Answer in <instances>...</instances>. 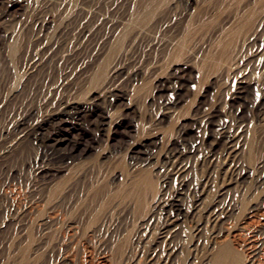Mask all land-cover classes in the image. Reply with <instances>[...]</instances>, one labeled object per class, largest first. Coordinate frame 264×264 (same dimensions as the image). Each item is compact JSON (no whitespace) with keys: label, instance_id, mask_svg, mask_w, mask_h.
I'll use <instances>...</instances> for the list:
<instances>
[{"label":"rangeland","instance_id":"374dc122","mask_svg":"<svg viewBox=\"0 0 264 264\" xmlns=\"http://www.w3.org/2000/svg\"><path fill=\"white\" fill-rule=\"evenodd\" d=\"M12 1L0 0V264H200L214 241L264 264V163L228 138L246 126L264 155L245 75L264 72V26L226 72L164 58L167 21L123 58L103 103L88 69L128 0ZM145 173L160 203L108 211L105 196Z\"/></svg>","mask_w":264,"mask_h":264},{"label":"bare ground","instance_id":"6f19581e","mask_svg":"<svg viewBox=\"0 0 264 264\" xmlns=\"http://www.w3.org/2000/svg\"><path fill=\"white\" fill-rule=\"evenodd\" d=\"M21 3L22 0L12 1L13 9L20 7ZM170 20H176L177 22L173 32L171 31V34L159 39L164 58L167 57L176 61L180 57H185L187 61L192 62L198 59L203 61L211 59L217 66L229 72L241 66L240 63L246 44L252 41L264 26V0H128L126 7L124 6V10L115 19L107 37H105L104 47L101 49L102 55L97 56L88 69L89 75L87 78L89 82L93 86L97 85L101 88V91L96 93L98 101L105 103L108 99L110 91L108 90L107 83L119 71L123 58L132 47L143 38L156 37L159 32V27ZM245 75L248 77V82L246 83L247 88L258 89V98L253 103V109H261L264 106V72L249 71ZM262 114V121H264V113ZM108 122L110 123V121ZM252 134L251 130L244 126V129L228 135L229 142H231L232 150H236L239 153L244 152V155L247 154L250 160L255 159L257 165H262L264 163V155L259 154L260 156L255 157L256 142ZM130 183V190L124 191L123 193L122 191H114L105 196V201L110 204L108 211L116 206H125L128 209L129 207L136 206V204L138 206L149 204L152 209L160 203L161 194L157 192L154 181L148 173L138 176L137 174L133 175L130 177ZM57 191V187L54 188L53 194ZM149 192H151V197L147 199L146 194ZM53 202L55 204V201ZM172 205V207H176L179 213L183 212L179 204L175 203ZM234 207L239 212L242 206L235 204ZM126 250L122 244H116L114 246V251L118 259L123 258L125 253H127ZM254 262L255 252L253 249L249 250L244 256L236 247L228 242L218 244V242L216 243L214 241L210 244L200 264H254Z\"/></svg>","mask_w":264,"mask_h":264}]
</instances>
